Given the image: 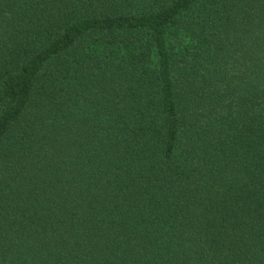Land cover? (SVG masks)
I'll return each instance as SVG.
<instances>
[{
	"label": "trees",
	"instance_id": "obj_1",
	"mask_svg": "<svg viewBox=\"0 0 264 264\" xmlns=\"http://www.w3.org/2000/svg\"><path fill=\"white\" fill-rule=\"evenodd\" d=\"M0 264H264V0H0Z\"/></svg>",
	"mask_w": 264,
	"mask_h": 264
}]
</instances>
